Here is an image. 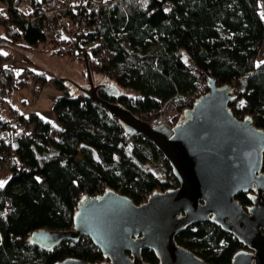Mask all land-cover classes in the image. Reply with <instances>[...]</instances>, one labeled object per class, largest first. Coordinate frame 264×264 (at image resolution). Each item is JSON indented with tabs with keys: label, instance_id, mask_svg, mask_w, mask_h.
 Masks as SVG:
<instances>
[{
	"label": "trees",
	"instance_id": "obj_1",
	"mask_svg": "<svg viewBox=\"0 0 264 264\" xmlns=\"http://www.w3.org/2000/svg\"><path fill=\"white\" fill-rule=\"evenodd\" d=\"M92 1L80 0L81 4ZM260 2L110 0L107 7L94 11L106 63L94 57L88 34L75 35L73 59L83 62L85 51L90 75L101 74L119 89L120 95L114 98L98 91L102 98L128 102L124 105L133 114L154 113L161 102L171 98L180 111L175 121L183 111L184 93L213 75L216 86L232 84L235 99L228 107L233 116L250 115L254 126L264 130V59L255 60L264 41ZM0 26V44L23 38L35 46L46 39L40 23L29 24L14 13H10L8 26L3 22ZM55 43L58 47L52 53L59 54L61 42ZM6 60V55H0V90L10 91L27 79L25 71L14 76L2 65ZM55 76L40 69L28 83L31 93L47 82L58 90L50 103L53 121L22 114L33 123V131L23 134L0 120V161L7 167L8 180L0 188V264H53L66 256L98 263L103 259L101 253L85 236L50 250L29 245L27 236L37 227L72 228L82 193L92 196L107 187L139 204L153 189L163 191L167 186L154 173L153 162L159 160L165 171L171 170L144 137L125 134L122 124L100 105L77 91L72 93L68 79ZM235 199L242 206L249 204L243 193ZM175 241L208 264H229L232 254L242 248L209 220L187 226L175 235Z\"/></svg>",
	"mask_w": 264,
	"mask_h": 264
},
{
	"label": "water",
	"instance_id": "obj_2",
	"mask_svg": "<svg viewBox=\"0 0 264 264\" xmlns=\"http://www.w3.org/2000/svg\"><path fill=\"white\" fill-rule=\"evenodd\" d=\"M83 66L86 84L62 78L122 124L125 134L144 137L167 162L177 186L153 189L139 204L107 187L98 195L82 194L72 228L37 227L28 234V244L50 250L85 236L103 258L89 263L66 256L53 264H208L177 244L175 235L209 220L242 246L229 264H264V130L250 115L233 116L228 107L235 99L232 84L216 86L213 75L206 76L207 92L181 112L169 134L162 124L150 127L99 96L98 91L113 98L120 93L111 80L92 82L85 51ZM238 193H246L248 205L236 201Z\"/></svg>",
	"mask_w": 264,
	"mask_h": 264
},
{
	"label": "built area",
	"instance_id": "obj_3",
	"mask_svg": "<svg viewBox=\"0 0 264 264\" xmlns=\"http://www.w3.org/2000/svg\"><path fill=\"white\" fill-rule=\"evenodd\" d=\"M110 0L92 1L81 4L80 0H11L0 1V23L8 26L10 13H14L19 20L26 21L29 24L41 25V34L51 42H61L65 54L69 58H73L75 52L74 38L76 34L90 35L89 45L94 46V57L102 64L107 61V52L101 46V39L96 35L99 26V19L94 14L99 6L107 7ZM49 85V82L46 83ZM42 90V89H41ZM40 90V91H41ZM129 94L134 93L131 88H126ZM40 91L33 92V105L39 97ZM207 92L204 84L187 90L182 96V110L189 108L199 96ZM8 93L6 89L0 90V102L7 101ZM122 102L121 105L125 107ZM130 104H133L130 102ZM180 111L174 104L173 100L167 99L160 103L158 110L154 113L138 112L134 114L136 117L146 122L150 127L162 124L171 133V127L180 119H174L180 115ZM10 119L7 125H12L22 131L23 134H30L33 131V123L23 119L21 115L14 111H9ZM39 140V139H37ZM4 155V152H1ZM153 170L159 172L158 179L166 182V188H174L177 186V180L171 171H165L164 165L159 160L153 162ZM102 190H97L92 196L101 194ZM85 194V193H82ZM148 195V194H147ZM145 195L141 202L146 200ZM140 202V203H141Z\"/></svg>",
	"mask_w": 264,
	"mask_h": 264
},
{
	"label": "rangeland",
	"instance_id": "obj_4",
	"mask_svg": "<svg viewBox=\"0 0 264 264\" xmlns=\"http://www.w3.org/2000/svg\"><path fill=\"white\" fill-rule=\"evenodd\" d=\"M0 35H3V29L0 26ZM55 42H51L49 39L40 41L35 46H30L23 39L16 41L15 43L8 40L0 44V55L7 53V60L2 63L3 66H7L14 76H17L20 72L25 71L26 84H23L16 89H11L12 95L10 96V102L13 103L14 96L18 99L25 100V105L22 102H18V109L23 111L27 106L35 109L34 113H38L46 120L53 121L54 116L50 110V103L53 97L58 94V90L53 86L46 85L40 91L39 97L36 103L33 105V94L29 89V80L32 73L37 70H45L55 77H70L78 84H86L85 72L83 62H78L73 58H69L63 50L59 54L52 53L55 46ZM54 48V49H55ZM83 69V70H82ZM68 79V78H66ZM93 83H97L104 78L102 75L91 74ZM69 80V79H68ZM106 80V79H105ZM68 85V83H66ZM7 90V93L10 92ZM72 93H76L73 87H70ZM9 96V95H8ZM25 107V108H24ZM89 157H93L92 152H86ZM80 157L78 154L77 158ZM157 176L159 172L154 170Z\"/></svg>",
	"mask_w": 264,
	"mask_h": 264
},
{
	"label": "crops",
	"instance_id": "obj_5",
	"mask_svg": "<svg viewBox=\"0 0 264 264\" xmlns=\"http://www.w3.org/2000/svg\"><path fill=\"white\" fill-rule=\"evenodd\" d=\"M260 7H261V13L264 14V0H261L260 2ZM264 59V41L263 44L261 45L258 54H257V58H255V60L257 61H262ZM98 75V74H95ZM8 99L7 101L4 102H0V120L3 122H7L10 119L9 116V111H14L19 113L20 115H35V116H39L42 117L39 112L38 113H34L35 109L33 108H29L28 106L25 109H22L23 111H21L20 109H18V102H22L25 105V100L23 99H18V97L15 95L14 96V101L13 103L10 102V96L12 95L11 91L8 92ZM43 118V117H42ZM3 161H0V180H6L7 178V167L5 164H3Z\"/></svg>",
	"mask_w": 264,
	"mask_h": 264
},
{
	"label": "snow or ice",
	"instance_id": "obj_6",
	"mask_svg": "<svg viewBox=\"0 0 264 264\" xmlns=\"http://www.w3.org/2000/svg\"><path fill=\"white\" fill-rule=\"evenodd\" d=\"M165 11H167V9H165ZM261 18L264 19V14H262ZM4 55H7V53H4ZM244 104H245V102L241 101L239 106L243 107ZM246 119H250V118H246ZM8 179H11V178L9 177ZM37 179H39V178L37 177ZM7 183H8V180H0V188H3Z\"/></svg>",
	"mask_w": 264,
	"mask_h": 264
},
{
	"label": "flooded vegetation",
	"instance_id": "obj_7",
	"mask_svg": "<svg viewBox=\"0 0 264 264\" xmlns=\"http://www.w3.org/2000/svg\"><path fill=\"white\" fill-rule=\"evenodd\" d=\"M247 193H249L250 194V192H247ZM246 194V193H245Z\"/></svg>",
	"mask_w": 264,
	"mask_h": 264
},
{
	"label": "bare ground",
	"instance_id": "obj_8",
	"mask_svg": "<svg viewBox=\"0 0 264 264\" xmlns=\"http://www.w3.org/2000/svg\"><path fill=\"white\" fill-rule=\"evenodd\" d=\"M8 122V121H7Z\"/></svg>",
	"mask_w": 264,
	"mask_h": 264
}]
</instances>
